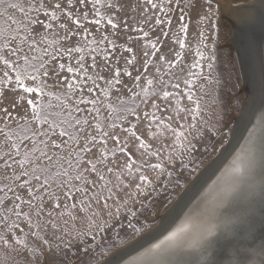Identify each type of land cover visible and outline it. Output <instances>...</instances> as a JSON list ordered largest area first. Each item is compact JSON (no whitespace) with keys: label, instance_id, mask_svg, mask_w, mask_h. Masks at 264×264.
<instances>
[{"label":"snow or ice","instance_id":"snow-or-ice-1","mask_svg":"<svg viewBox=\"0 0 264 264\" xmlns=\"http://www.w3.org/2000/svg\"><path fill=\"white\" fill-rule=\"evenodd\" d=\"M77 2L84 7V11L74 12L73 0H67V10L61 0L54 5H49L46 0H25V2L0 0V19H2L0 37L4 40L0 43V100L7 91L16 94V99L11 105L13 109L22 107L25 103L27 105L23 116H14L9 111V107L0 106V138H2L0 139V168L7 173L5 177L7 183H0V210L3 211L0 221L10 233L8 238L0 235V242L5 245L11 242L23 247L26 253L35 258L37 264L42 258L45 264H74V257L90 256L92 245L86 238L91 236L92 241H95L99 233L114 228L122 210L135 217L137 213L128 207L129 202L135 203L133 198L144 194L146 188L153 183L142 173V165L134 168L135 161L129 154L128 148L129 144L135 141L139 142L138 150H147L150 146L137 134L135 124L121 127L116 123L117 120L126 119V116L117 113L136 115L135 108L123 106L124 101H121V107H114L107 100L108 89H101L104 100L94 95L89 98L84 94V86L88 85L89 81L91 84L87 86V93L94 94L95 90L100 88L98 80H105L109 88H112L122 83V75L132 77L129 66L134 67L137 62L133 47L120 45L121 55L116 56L115 62L112 63L110 56L117 48L114 40L109 39L107 35H103L99 41L93 38L88 43L97 47L91 48L92 63L88 67H85L84 55L79 56L76 67L70 63L57 61V56H67L71 60L73 53L85 51L83 46L53 48L55 55L49 52L48 47H41L47 43L49 34L59 35L61 31L64 34L59 36L60 40H71L73 36H84L86 40L91 33L85 27V22L100 26L104 19L100 9L114 7L112 0H77ZM144 3L148 6L144 8L145 15L135 25H129L126 21H114L111 17L107 19V25L113 29V36L117 35L115 30L120 28L121 23L125 30L140 33L136 40L149 36V31H144L140 27L141 24L148 25L150 31L159 29L164 38H169L171 34L173 43L178 44L181 51L175 52V62L167 60L163 55L159 56V60L174 67L183 61L182 50L186 47L190 22L195 20L199 45L195 56L199 59L193 62L191 68H200L201 61L207 62L209 71L214 68L215 55L210 53L205 56L202 50L209 48L208 33L215 29L213 0H203V2L195 0V3L185 4L184 7H180V0H176L177 7H180V14L175 30H173V14L176 9L171 6L172 0H158V2L144 0ZM216 3H219V0H216ZM89 5L92 19L89 18L87 10ZM149 7L153 10L151 14H148ZM14 13H19L21 18L18 19ZM68 22H71L74 27H69ZM38 26L42 29L41 32H36ZM97 30L99 31V27ZM5 32L7 35H4ZM132 40L133 38L129 37V42ZM54 43L56 41H53ZM105 43L111 47L112 53L100 47ZM158 43H162L159 37L157 41L146 44L145 49L150 47L151 52L145 50L143 55L155 57L159 51ZM212 44H215L214 40ZM41 52L43 55L33 54ZM123 52L132 55L131 58L123 57L125 67L121 69L118 65ZM100 53H103L104 63L98 66L96 55ZM52 61L57 63L50 67ZM149 62V60L143 61L142 67L145 71L148 69ZM98 67L100 72L110 73V78L105 79V76L100 75L99 72L95 75L89 74L88 68L95 71ZM64 71L73 74L70 81L64 77L66 91L56 94L47 90L48 84L44 78L51 75L57 78V84H59L60 74ZM137 71L139 72V69ZM189 74L196 76V73ZM141 75H136L135 81L139 82ZM204 78L207 79V77ZM145 80L148 86L153 84L152 79L145 77ZM185 83L190 82L185 81ZM136 87H140L139 83ZM174 87L178 88L179 84ZM142 91L144 97L150 94L147 87ZM152 94L155 95V92ZM134 95H140V93H134ZM171 95L173 94L169 91H163L162 98L167 100ZM44 97L49 98L47 102H44ZM187 98L190 101L193 100L191 91L187 94ZM53 99L58 103L53 104ZM81 105L90 107L82 108ZM99 105H103L108 110L110 122L107 124L102 123ZM152 106L158 107L156 104ZM199 107V103L195 102V109L182 110L189 111L195 118ZM83 113L87 114L82 115ZM144 115L148 116L147 113ZM152 119H156L154 114ZM118 127L121 133L126 134L123 140L120 133L115 131ZM189 127L195 128V125H189ZM172 131L178 138L183 136L182 132L177 133L175 129ZM109 140L115 142L116 149L108 148ZM182 147L186 151L191 150V141ZM93 149H97L99 154L95 155ZM117 150L127 156L123 165L118 164L116 160L108 161L109 152L111 151V155L115 157ZM90 154L94 158H91ZM145 154L157 157L160 155L159 151L141 153L142 156ZM168 159L172 162L173 156L169 155ZM148 167L159 170L158 176L166 174L169 177L168 182H171L172 173L166 172L161 163L150 164ZM137 173H139L138 177ZM109 174H112V177ZM125 176L128 178L127 183L122 178ZM133 187L134 191L131 190ZM121 192L127 197L126 199L120 196ZM109 201L112 203L110 204ZM77 206L80 212L86 214L87 231L69 229L68 220H64L61 225L65 211L69 208L76 209ZM59 209L63 210L57 211ZM68 214L72 220L76 219L71 212ZM9 220L11 223H8ZM21 224L27 225V231L21 227ZM128 227L139 231L134 228L131 220L128 222ZM17 230L23 234V238L16 235ZM180 231L182 230L173 232L166 237L165 241H161V244L154 245L146 255L156 254V251L161 249V245L174 241ZM29 237L36 242L35 247L30 245ZM76 245H79L82 251L75 250Z\"/></svg>","mask_w":264,"mask_h":264},{"label":"rangeland","instance_id":"rangeland-1","mask_svg":"<svg viewBox=\"0 0 264 264\" xmlns=\"http://www.w3.org/2000/svg\"><path fill=\"white\" fill-rule=\"evenodd\" d=\"M252 0H234L233 5L238 7L240 4L244 5ZM25 2V0H20ZM49 5H54L58 0H46ZM62 4L67 10V0H61ZM158 2V0H157ZM203 2V0H201ZM75 7L73 11H84V7L79 5L77 0H73ZM114 7L112 9L101 8V14L104 17L100 26L95 24H89L85 22V27L91 33L85 40L84 36H73L71 40H60L59 36L64 33L61 31L59 35L52 33L48 36V41L41 47H48L49 52H53V48H67V47H79L83 46L85 51L83 53H73V58L69 60L67 56H57V61L60 63L77 66V59L80 55H84L85 67H88L92 63L91 59V48L97 47V45L90 44L93 38L100 40L103 35H107L109 39L114 40L117 48L115 52L110 56V62H115V57L121 55L120 45L133 47V52L136 54V64L134 67L129 66V71L132 72V77L122 75V83L115 85V87L109 88L105 83V80H98L97 83L100 85L99 89L95 90L94 94L87 93V86H84L85 96L92 98L93 95L100 100L105 98L102 95L101 89H108L109 96L108 102L112 103L114 107H121V101H124L125 107L135 108L136 115L126 114L123 112L117 113L121 116H126L124 120H117L116 123L121 127H128L130 124L136 125L137 134L150 146L149 149H139L138 141L130 143L129 154L135 161L134 168L141 167V171L144 175L148 176L153 181L152 185L148 186L145 193L142 195L135 196L133 199L135 203L129 202L128 207L133 211H136L135 217L130 216L126 211L122 210L119 221L115 224L114 228H110L103 233H99L96 236V240L92 241L91 236L86 239L92 245V253L90 256H78L74 257V264H101L107 258L124 249L141 237L151 233L159 224V217L165 215L170 208L177 202L179 197L187 189L189 184L204 170L229 144L235 129L233 117H238L242 112L245 104V100L248 95L243 90L242 78L239 70L238 60L236 54L230 50L228 42L232 36V31L228 27H224L219 23V10L216 1L213 0V9L215 15L213 22L215 23V29L209 31L208 49H202L205 52V56L210 53L215 55L213 61L214 68L209 71L206 61H201L200 68H191V65L196 59L195 51L199 47L197 43V32L195 29V20H191L189 27V35L186 40V47L183 52V61L177 66L170 67L165 61H160L159 56L163 55L167 60H176L175 52L181 51L179 45L173 43L171 34L169 38H164L159 29L156 31H150L148 25L141 24L140 27L144 31H149V36L143 39L136 40L135 38L140 35L136 31L125 30L123 23L120 28L115 30L116 36L112 35L113 29L110 25H107V19L113 18L114 21L127 22L129 25H135L137 21L143 19L144 8L148 7L144 0H112ZM195 0H180V7H184L185 4H193ZM173 8L176 9L173 14V30L177 28L178 16L180 14V7H177L176 0H172ZM89 11V18L92 19L91 6L87 9ZM190 10V9H189ZM153 10L149 7L148 14H151ZM18 19L21 18L19 13H14ZM59 15V13H58ZM187 22V21H186ZM2 23V19H0ZM69 23V27H74ZM99 27V31L97 28ZM42 29L38 26L36 32H41ZM83 30L81 29V32ZM7 35V32L4 33ZM129 37L133 40L129 42ZM159 40L162 43H158L159 51L155 57H145L143 52L145 50L151 52V48L145 49V45L149 42H155ZM39 39V37H37ZM215 44H212V41ZM53 41L56 43L53 44ZM3 37H0V43H3ZM51 45V47H49ZM106 48L109 53H112L111 47L105 43L100 46ZM43 55V53H33ZM103 53L96 55L97 64L102 65ZM130 53L123 52V56L120 58L118 67L123 69L125 67V61L123 57L131 58ZM50 59V57H45ZM149 60L147 71L142 67L143 61ZM57 61H52L49 65L54 66ZM139 69V72L137 71ZM159 69V71H157ZM89 74L95 75L99 72L100 75L105 76V79L110 78V73L100 72L99 67L94 71L88 68ZM196 73V76H192L189 73ZM138 74L141 75L139 82L135 81L134 77ZM64 77L68 80H72L73 74L67 73L66 71L60 74L59 84H57V78L49 76L44 78L47 81L48 89L56 94H61L66 91V83ZM145 77L153 80V84L148 86ZM204 77H207L205 79ZM189 81L190 83H185ZM30 83V82H29ZM82 83V82H81ZM139 83L140 87H136ZM179 84V87L174 85ZM147 87L149 89V95L144 97L142 89ZM119 89V91H117ZM131 90V91H130ZM163 91H169L173 95L169 96L167 100L163 99ZM191 91L193 100L190 101L187 98V94ZM155 92V95L152 93ZM134 93H140V95H134ZM78 94V93H77ZM197 96H196V95ZM16 99V94L11 92H5L4 97L0 100V106L9 107V111L13 115H24V110L27 108L26 103L22 107L13 109L11 107L13 101ZM44 102L48 101V97H44ZM179 102V103H178ZM195 102L199 103V112L195 113V118L190 114L189 111H183L182 109H195ZM53 104H57L58 101L52 100ZM158 105L154 108L152 105ZM101 107L102 112V123H109L108 110L103 106ZM82 108L90 106L81 105ZM58 110V109H52ZM147 113L148 116L144 114ZM83 113L82 115H86ZM155 115L156 119L153 120L152 116ZM233 119V120H232ZM91 123V121H90ZM189 125H195V128L189 127ZM15 127V125H13ZM172 129H175L177 133L182 132L183 136L179 138L173 133ZM120 133L121 140H123L125 133L120 132L118 127L115 130ZM2 139V138H0ZM191 141V150L186 151L182 147ZM108 148L110 150L116 149L115 142L109 140ZM159 151L160 155H141L142 152ZM93 153L98 155L97 149H93ZM169 155L173 156V161L169 162ZM91 158H94L90 154ZM116 160L120 165H123L127 160V156L123 153L116 151V156L111 155V151L108 154V161L111 162ZM161 163L166 172H171V182L169 183V177L164 174L158 176L159 170H153L148 167L150 164ZM111 166V165H110ZM7 173L4 169L0 168V183H7L5 179ZM139 173H137L138 177ZM112 177V174H109ZM114 178V177H113ZM127 183L128 178L122 177ZM138 183V179L136 180ZM134 191L133 189H131ZM120 196L124 199L127 197L123 192ZM65 201L62 198V203ZM69 204L71 202H68ZM111 204L112 202L109 201ZM10 206V205H7ZM25 210L27 207L25 206ZM59 209L57 211H62ZM97 210L98 209H94ZM69 212L76 216L75 220H72L69 216ZM3 215V211L0 210V216ZM68 220L67 227L69 229H75L76 231H87L88 220L86 214L79 211V206L76 209L69 208L65 211L61 225L63 221ZM131 220L135 229L128 227V222ZM11 223V220L8 221ZM21 227L27 231V225L21 224ZM0 235L8 238L10 235L7 227L0 221ZM16 235L23 238V234L17 230ZM30 245L35 247L36 242L29 237ZM99 245V246H97ZM121 249V250H122ZM82 251L79 245H76V249ZM37 264L35 258L26 253L25 249L21 246H16L13 243L5 245L0 242V264ZM39 264H45L43 258Z\"/></svg>","mask_w":264,"mask_h":264},{"label":"bare ground","instance_id":"bare-ground-1","mask_svg":"<svg viewBox=\"0 0 264 264\" xmlns=\"http://www.w3.org/2000/svg\"><path fill=\"white\" fill-rule=\"evenodd\" d=\"M233 2L219 0L216 4L220 25L232 31L236 44L230 40L228 46L235 54L237 47L241 49L238 34L258 18L260 7L246 8L250 2L235 7ZM244 63L247 64L248 59L242 55V73L249 80ZM250 65L251 88L244 85L242 88L248 98L240 115L232 119L234 133L219 158L229 151L237 137L242 136L258 106V102L254 106L258 94L256 84L259 85L258 68L253 60ZM261 111L259 108L240 150L189 203L175 226L157 242L146 245L120 264H264V114ZM177 230L182 231L174 241L161 245L156 254L146 255L154 245L161 244Z\"/></svg>","mask_w":264,"mask_h":264},{"label":"water","instance_id":"water-1","mask_svg":"<svg viewBox=\"0 0 264 264\" xmlns=\"http://www.w3.org/2000/svg\"><path fill=\"white\" fill-rule=\"evenodd\" d=\"M245 6L246 8L250 7L251 9H256L257 7H260L258 18H256L255 20L253 19L252 24L250 22L249 25L243 27L241 35L238 34L241 43V49L240 47H237L235 50V54L238 60L239 70L242 78V84L245 87L249 86V88H251V81H250V73L252 72L250 69L251 60L255 62V68L256 67L258 68V72L256 71L258 74L256 80L259 83V85L256 84V89L258 91V94L255 96V100H254V106L257 102H258V106L254 111L255 113L253 114L250 123L247 125L242 136L240 138L237 137L235 141H233L229 151L226 152L221 158H219L220 155L223 153L222 151L189 184V186L179 197L177 202L170 208V210L165 215L162 216L158 226L151 233L141 237L140 239H138L128 247L116 252L101 264H113V263L120 264L123 260L128 259L135 253L143 250L146 247V245L157 242L167 232H169L175 226V224L180 220L185 209L188 207L189 203L197 196V194L200 191H202V188H204V186L209 182V180H211V178L217 172H219V170L222 171L225 169V167L229 164L232 158L240 150V148L242 147L243 143H245V140L248 136L247 134L249 132V127L250 125H252V122L255 120L258 114V109L261 108L262 109L261 112L264 114V36L261 37L262 35H264V0H252L249 4ZM230 40H232V36L230 37ZM232 41L235 43L234 39ZM241 54L248 59V63L247 64L244 63V66H245V73L247 74V76H249V80H247L246 75L242 73V68L240 65V60H242ZM244 77H245V82H244ZM215 160L216 162L214 163Z\"/></svg>","mask_w":264,"mask_h":264}]
</instances>
